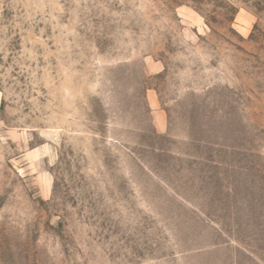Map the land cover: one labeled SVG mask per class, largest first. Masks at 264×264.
<instances>
[{
    "label": "rangeland",
    "instance_id": "obj_1",
    "mask_svg": "<svg viewBox=\"0 0 264 264\" xmlns=\"http://www.w3.org/2000/svg\"><path fill=\"white\" fill-rule=\"evenodd\" d=\"M0 264H264V0H0Z\"/></svg>",
    "mask_w": 264,
    "mask_h": 264
}]
</instances>
